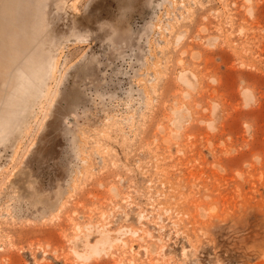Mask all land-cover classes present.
Returning a JSON list of instances; mask_svg holds the SVG:
<instances>
[{
  "label": "rangeland",
  "instance_id": "rangeland-1",
  "mask_svg": "<svg viewBox=\"0 0 264 264\" xmlns=\"http://www.w3.org/2000/svg\"><path fill=\"white\" fill-rule=\"evenodd\" d=\"M14 29L56 69L0 118V264H264V0H0V116Z\"/></svg>",
  "mask_w": 264,
  "mask_h": 264
},
{
  "label": "bare ground",
  "instance_id": "bare-ground-1",
  "mask_svg": "<svg viewBox=\"0 0 264 264\" xmlns=\"http://www.w3.org/2000/svg\"><path fill=\"white\" fill-rule=\"evenodd\" d=\"M31 27L34 30V26ZM32 30L31 33L25 32L21 34L20 30L14 29L10 47L5 51L6 54H11L16 63L15 71L11 75L14 86L10 94L17 98L18 107L11 112H6L5 115H1L0 118L3 125L11 122L13 128L15 126L18 127L17 124L20 122V117L24 116L31 108V104L36 102L43 94L48 80L56 69V59L53 55V50H46L42 44H39L37 49L31 51L34 43L38 40L35 31ZM5 53L4 55H6Z\"/></svg>",
  "mask_w": 264,
  "mask_h": 264
}]
</instances>
